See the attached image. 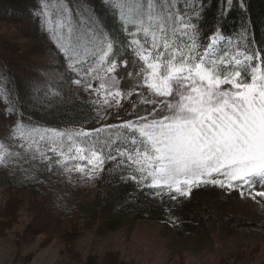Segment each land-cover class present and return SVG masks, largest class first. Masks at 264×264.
Here are the masks:
<instances>
[{
	"label": "rangeland",
	"instance_id": "rangeland-1",
	"mask_svg": "<svg viewBox=\"0 0 264 264\" xmlns=\"http://www.w3.org/2000/svg\"><path fill=\"white\" fill-rule=\"evenodd\" d=\"M121 2L122 14L143 33L137 34L141 39L152 43L148 47L151 51L141 48L119 64L108 62L104 49L102 54H95L94 61L81 60L77 64L70 61L67 68L74 74L75 88L89 94L95 111L103 119L127 103L132 109L145 104L148 114H160L159 121L171 122L169 116L187 110L191 113V126L182 127L181 134L167 121L158 124L159 131L153 125L163 148H160L162 155L152 163L150 184L154 192L142 193L140 198L133 195L134 190L123 193L129 202H146V198L148 216L147 209L144 210L139 202L132 207L138 208L136 211L118 213L121 199L116 193L118 188H112L110 194L116 195L103 199L100 216L80 229L68 252L61 237L36 227L41 218L38 210L24 199H15L0 214V264L264 263V157L244 164L245 170H249L244 174L238 173L240 165L229 167L260 156L264 138L254 136L245 144L233 136V131L220 129L214 140L213 130L220 125L217 114H210L217 106L231 102L229 107L237 116L263 118L264 73L255 72L249 84H241L235 77L218 78L214 75L220 47L217 40L208 43L192 40V52L185 53L180 60L178 51L182 47H176L177 50L170 47L176 34L171 33L167 40L160 27L153 29L157 24L151 19L149 2ZM38 3L46 21L55 26L59 46L70 51V47H74V35L67 27V10L62 0H38ZM20 31L31 32L27 26H18L0 17V39L17 44L9 48L0 45L1 51L9 54L18 65L16 88L25 100H36L30 94L34 73L56 80L62 77L63 71L49 50L25 55L23 51L30 46L29 39ZM189 54L201 56L204 61L187 67L183 61H187ZM160 55L168 56V62L161 64L157 60ZM242 60L238 54L231 55L225 65L232 62L235 67ZM244 91L246 94L241 95ZM155 100L154 106L150 104ZM247 120L248 123L242 121L239 125L240 133L250 137L253 122ZM199 121H205L201 128L197 127ZM260 122L257 128L264 132V123ZM152 123L156 124L153 120ZM6 130L8 144L2 137ZM32 136L30 131L16 133L0 122V205L6 195L4 181L17 171L24 176L38 175V187L47 192L48 198L54 199L58 209L65 206L66 189L74 192L71 205L79 198L83 203H91L97 190L96 179L102 170L100 156L79 146L67 154L53 156L51 154L55 153L49 151L39 135L32 133ZM23 160L28 161L22 163ZM38 161L46 163L42 174L30 169ZM124 181L119 188H133L131 178Z\"/></svg>",
	"mask_w": 264,
	"mask_h": 264
},
{
	"label": "trees",
	"instance_id": "trees-1",
	"mask_svg": "<svg viewBox=\"0 0 264 264\" xmlns=\"http://www.w3.org/2000/svg\"><path fill=\"white\" fill-rule=\"evenodd\" d=\"M121 1L62 0L67 10V27L74 35V37L72 35L74 47H70L69 51L59 46L55 26L46 21L38 0H0V17L18 26H27L31 31L27 34L20 31L29 39L30 46L23 51L25 55L41 49L49 50L56 65L63 71L62 77L56 80L47 79L35 72L32 81L34 87L32 86L30 94L34 95L36 100H25L16 88L15 70L18 65L9 54L3 53L0 47V122L7 124L16 133L30 131L32 138V133L39 135L49 151L55 153L51 154L53 156L67 154L73 147L79 146L85 151L97 153L102 160V170L96 179L97 190L92 202L83 203L79 198L71 205L70 199L74 192L66 189L67 200L65 206H62L63 209L54 206V199L48 198L47 192L38 187V175L24 176L15 170L17 172L10 178L6 177L4 181L6 195L0 205V214H3V209H6L13 200L24 199L25 203L33 206L38 210L37 214L41 215L36 227L45 233L50 232L61 237L68 252L80 229L88 227L100 216L103 199L116 195L110 194L112 188H118L116 193L121 199L118 203V213L136 211L138 208L132 207L139 202L144 210L147 209L148 216L149 204L145 195L146 202L138 200L129 202L123 193L129 194L128 191L134 190L133 195L140 198L143 196L142 193L154 192V187L150 184L152 163L162 155L163 148L152 129L153 125L158 127L159 123L167 121L169 126L178 129L180 133L182 127L191 126L192 117L187 110L169 116L171 122L159 121L160 114H148L149 108H146L145 104L132 109L127 103L103 119L95 111L89 94L81 88H75L74 74L67 68V64H71L70 61L74 64L81 60L94 61L95 54H102L104 49L106 60L119 64L123 60H129L141 48H148L152 44L137 35L143 33L122 14ZM142 2H149L151 19L157 24L152 26L153 29L157 30L160 27L167 40H170L171 33L176 34L175 39L171 40L170 47L173 50L182 47V50L178 51L180 60L182 55L192 52V40L205 43L217 40L220 47L217 62L214 63V75L218 78L235 77L237 82L249 84L255 72L264 73V0H142ZM0 45L9 48L17 44L0 39ZM96 48L100 51L95 52ZM147 51L151 49L148 48ZM235 54L243 58L242 62L235 67L232 62L225 65L228 57ZM157 60L165 64L168 62V56L160 55ZM186 60L183 64L187 67H195L199 61L201 63L204 61L201 56L193 57L191 54ZM244 94L245 91L241 95ZM231 96L236 98L237 94ZM229 100L232 99H225ZM156 101H151L150 104L154 106ZM230 103L217 106L210 111L211 115L217 114V123L220 125L213 130L214 140L218 138L220 129L233 131V136L245 144L254 136L260 135L264 138V132L257 128L259 121L264 123V116L247 118L253 122L250 126L253 134L245 137L240 133L239 125L242 121L248 123V120L234 114L229 107ZM207 113L208 109L206 114L203 112V118ZM254 117H258L259 121ZM152 120L156 124H153ZM205 121H199L197 127L201 128ZM160 128H157L158 131ZM7 133L8 130L3 132L2 137L8 144L10 140ZM262 157L264 146L260 156L238 161L229 167L240 165L238 173L244 174L249 171L245 170L244 164L255 162ZM25 161L27 163L28 160H23L22 163ZM222 165L226 167L225 164ZM30 169L42 174L45 172L46 163L38 161ZM127 178L133 180V188L130 190L119 188L120 183ZM108 189L110 190L107 195ZM70 207L74 209L71 210ZM76 213L77 216L73 217L72 214ZM103 213L102 211L101 214ZM137 216L143 217L142 214ZM83 218L87 220L83 221Z\"/></svg>",
	"mask_w": 264,
	"mask_h": 264
}]
</instances>
